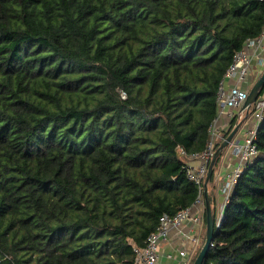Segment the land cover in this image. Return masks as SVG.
<instances>
[{
	"label": "trees",
	"instance_id": "16d2710c",
	"mask_svg": "<svg viewBox=\"0 0 264 264\" xmlns=\"http://www.w3.org/2000/svg\"><path fill=\"white\" fill-rule=\"evenodd\" d=\"M263 30L264 0H0V264H134ZM256 144L204 264H264Z\"/></svg>",
	"mask_w": 264,
	"mask_h": 264
},
{
	"label": "built area",
	"instance_id": "2783aa9c",
	"mask_svg": "<svg viewBox=\"0 0 264 264\" xmlns=\"http://www.w3.org/2000/svg\"><path fill=\"white\" fill-rule=\"evenodd\" d=\"M254 61L257 62L256 70L260 78L264 73V30L258 38L248 40L242 50L235 54L233 63L219 85L217 95L218 113L209 128V139L205 150L201 153L188 154L184 149H180V155L186 163L184 166L186 175L197 185V199L191 207L181 209L174 216L168 214L160 216L158 225L155 231L149 235L145 246L136 245L133 247L134 264H158L161 244L168 239L173 230L181 227L189 219H193L197 226L201 224L202 217L199 215V211L196 210H202L204 213L206 207L204 184L217 146L226 139L225 134L231 132L238 125L241 127L245 118L251 115L255 122L254 126L245 133L242 142H236L233 139L229 145L232 147L239 163L235 169L227 172L224 177L225 202L217 218V224L223 221L224 209L239 176L246 165L252 163L258 155L256 139L258 127L264 121V89L249 110L244 108L251 89L249 83L254 70ZM224 116L231 122L228 130L221 124V118ZM189 239L194 245H199L200 234L197 232V234L189 236ZM179 254L184 257L182 264H191L193 251L184 249ZM172 256L170 254L168 257Z\"/></svg>",
	"mask_w": 264,
	"mask_h": 264
},
{
	"label": "crops",
	"instance_id": "0c3cea01",
	"mask_svg": "<svg viewBox=\"0 0 264 264\" xmlns=\"http://www.w3.org/2000/svg\"><path fill=\"white\" fill-rule=\"evenodd\" d=\"M253 65L254 70L252 75L250 76L249 83V86L251 88L259 79V74L256 70L257 62L254 61ZM254 123L255 122L253 117L251 115H248L242 123V126L239 128L238 132L234 136L235 141L242 142L245 137V133L254 126ZM221 124L224 128H227V130L231 126V122L225 116L221 118ZM233 130L234 128L231 130V132ZM238 163V158L234 155L232 147L229 146L218 158L217 164H215L213 177L208 183V192L215 219H217L220 215L222 206L225 202V194L223 192V188L225 186L224 177L227 172H230L235 169ZM196 211H199V215H201L202 217L201 224L197 226L193 219H189L181 227L173 230L169 234L168 239L162 242L161 244L160 258L158 264H182L184 261V257L180 256L179 252L184 249L194 252L192 258L194 260V256L201 245L203 234L204 232L206 233V207L204 209V213L202 210L200 211L199 209H197ZM197 232L200 234V243L199 245H194L190 241L189 236H193L197 234ZM170 254H172L173 256L168 257ZM193 260L191 261V264H193Z\"/></svg>",
	"mask_w": 264,
	"mask_h": 264
},
{
	"label": "water",
	"instance_id": "95a60500",
	"mask_svg": "<svg viewBox=\"0 0 264 264\" xmlns=\"http://www.w3.org/2000/svg\"><path fill=\"white\" fill-rule=\"evenodd\" d=\"M264 89V73L258 79V81L253 85L250 89L249 97L244 104L245 109H250V107L256 102L257 98L259 97L260 93ZM240 125L234 128V130L226 137V139L218 146L216 149L211 163L209 165V170L207 174V178L204 184V194H205V201H206V240L205 243L198 253L197 257L195 258L193 264H204L207 254L212 246V242L214 240L215 232L217 229L220 228L221 223L217 224L215 221L212 206L210 202L209 192H208V183L213 175L215 164L217 163L218 158L222 155L225 149H227L234 139V136L238 132Z\"/></svg>",
	"mask_w": 264,
	"mask_h": 264
}]
</instances>
